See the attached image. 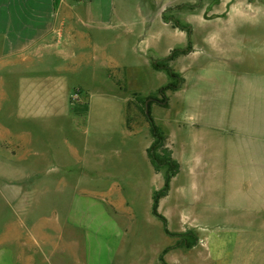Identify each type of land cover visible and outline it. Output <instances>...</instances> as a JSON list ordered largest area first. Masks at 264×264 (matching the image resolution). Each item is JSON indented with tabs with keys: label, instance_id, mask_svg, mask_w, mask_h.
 Here are the masks:
<instances>
[{
	"label": "rangeland",
	"instance_id": "1",
	"mask_svg": "<svg viewBox=\"0 0 264 264\" xmlns=\"http://www.w3.org/2000/svg\"><path fill=\"white\" fill-rule=\"evenodd\" d=\"M135 1L127 0L124 11L115 0L105 26L111 31L95 32L92 60L66 67L48 56L42 65L0 68V264H8L9 251L15 264H159L166 248L165 264H264V211L232 209L227 170L205 179L217 199L203 203L209 217L205 213L200 223L226 232L253 223L250 241L238 240L233 256L230 243L229 256L215 251V243L212 251L202 248L198 232L188 227L199 221L197 215L174 201L181 174L170 183L172 196L158 202L171 235L164 233L152 215V196L163 177L145 155L151 138L138 101H159L158 90L175 81L152 61L163 66L172 50L186 48L187 29L202 37L214 28L205 45L193 39L198 55L167 63L186 83L175 95L165 92V106L149 105L173 159L181 162L184 153L178 125L184 115L177 102L195 86L205 96L230 93L231 99H215L229 100L231 108L253 97L263 107L264 0H138L143 12ZM128 101L132 131L125 127ZM184 219L185 230L179 224ZM187 232L197 242L185 250L189 237L180 235Z\"/></svg>",
	"mask_w": 264,
	"mask_h": 264
},
{
	"label": "crops",
	"instance_id": "2",
	"mask_svg": "<svg viewBox=\"0 0 264 264\" xmlns=\"http://www.w3.org/2000/svg\"><path fill=\"white\" fill-rule=\"evenodd\" d=\"M126 1L118 0L124 11L127 10ZM118 2L115 0H0V68L17 65L38 66L45 64L43 61H46L48 56L56 57L60 60V64L66 67L77 66L80 59L92 60L95 52V32L111 31L105 26ZM135 2L138 3L141 12L145 11L146 8L142 3L139 4L138 0ZM181 2L185 0L177 3ZM211 29L214 28H209ZM209 30L202 37H194L193 34L196 35L197 32L191 29L190 41H188L192 50L187 54L188 56L198 55L199 41L203 46L205 41L212 39L213 32ZM185 39L187 41L186 35ZM193 39L198 43L196 44ZM0 74H2L1 70ZM51 76L57 81L63 79L59 76ZM183 83H186L185 79ZM32 88L35 90L34 87ZM179 88L171 94L175 95ZM219 96L223 99H231L230 93L227 96L224 94L205 96L195 86L194 92L184 93L177 102L184 115L183 120L178 123L184 132V153L181 162L178 163L179 174H177L178 177L181 174L183 186L174 196V201L181 209H189L194 216L197 215L199 221L196 220L188 227L198 232L200 246H204L202 248L212 251V245L215 243V251L220 249L223 253L221 256H226L227 243H230L229 250H232L233 256L238 240L247 242L252 238L249 236L252 232L248 225L253 223H237L238 226H246L229 232L200 223L209 217L206 213L207 205L203 203H216L217 199L213 194L216 193V189L206 186L205 179L222 177L221 171L227 170V176L232 179L230 191L234 194L231 200L232 209L238 212L264 211V106L260 108L261 105H256V99L254 101L253 97L250 102L245 99L242 107L231 108L229 100L223 103L222 99L219 101L215 99ZM231 113L240 114L242 117L238 120L229 117L226 120V115ZM222 163L227 165L222 166ZM245 177L248 179V185L244 184ZM254 183L258 184L254 185ZM172 194L173 191L169 188L163 198H169ZM255 194L258 195L256 198ZM179 224L183 230L186 229V219ZM259 236H262L261 233ZM55 255L56 252L51 257ZM14 258L9 251L8 264H15Z\"/></svg>",
	"mask_w": 264,
	"mask_h": 264
},
{
	"label": "trees",
	"instance_id": "3",
	"mask_svg": "<svg viewBox=\"0 0 264 264\" xmlns=\"http://www.w3.org/2000/svg\"><path fill=\"white\" fill-rule=\"evenodd\" d=\"M190 34L189 29H187V35ZM191 44L188 41L186 48L184 49H174L170 52L169 56L164 59L163 61L166 64L158 65L157 61H152V67L156 70H164L168 77L172 80L174 79V83H167L163 87L158 90V94L162 96V99L156 101L152 98H147L142 101V99L138 98L139 104L141 107L139 108V112L141 116L144 118L145 122L148 125L149 135L151 138V144L146 149V156L148 161L155 173H160L163 177V185L161 189L155 191L152 196V215L156 218H159L164 226V233L167 235H171L167 228H166V221L164 217L158 214L157 207L158 202L161 198L165 197L169 191L170 182L171 180L178 174L179 172V164L176 160L172 157V150L171 145L168 143V137L164 130L159 127L155 121L153 120L150 114V103L158 102L160 105H166V91H175L178 87L182 84L183 79L179 77V75L167 66V63L174 60L177 56L188 54L191 51ZM121 89V88H119ZM132 102L128 101L127 103V112H126V119H125V127L128 131H132V127L130 126V118H129V111ZM158 152V153H156ZM182 237H189L188 243L184 245V249L188 250L192 248L197 242V236L193 232H187L182 235ZM168 248L162 251L161 255L159 256L158 263L165 264L163 260V255L166 253Z\"/></svg>",
	"mask_w": 264,
	"mask_h": 264
},
{
	"label": "built area",
	"instance_id": "4",
	"mask_svg": "<svg viewBox=\"0 0 264 264\" xmlns=\"http://www.w3.org/2000/svg\"><path fill=\"white\" fill-rule=\"evenodd\" d=\"M75 1H79V0H75Z\"/></svg>",
	"mask_w": 264,
	"mask_h": 264
}]
</instances>
